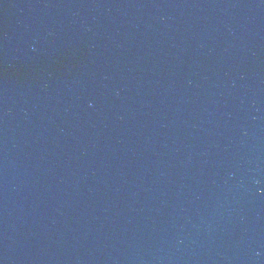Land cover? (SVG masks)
Listing matches in <instances>:
<instances>
[{"label": "water", "instance_id": "water-1", "mask_svg": "<svg viewBox=\"0 0 264 264\" xmlns=\"http://www.w3.org/2000/svg\"><path fill=\"white\" fill-rule=\"evenodd\" d=\"M0 264H264V0H0Z\"/></svg>", "mask_w": 264, "mask_h": 264}]
</instances>
